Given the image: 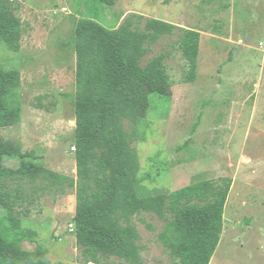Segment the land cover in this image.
<instances>
[{
	"label": "rangeland",
	"instance_id": "1",
	"mask_svg": "<svg viewBox=\"0 0 264 264\" xmlns=\"http://www.w3.org/2000/svg\"><path fill=\"white\" fill-rule=\"evenodd\" d=\"M17 1L21 46L14 52L0 42V69L21 75V121L0 128V135L34 155L27 160L75 181L79 21L116 29L135 13L200 31L193 83H183L188 66L177 36L161 38L145 58L169 51L174 84L140 75L138 192L145 196L231 178L223 232L210 264H264V0H117L112 6L95 0ZM20 162L4 159L14 168ZM22 186L26 201L18 211L26 214L16 225L0 207V231L20 238L26 250L46 249L52 264H85L75 235L76 183L63 189L41 180ZM133 222L146 264H172L160 238L164 221L142 213Z\"/></svg>",
	"mask_w": 264,
	"mask_h": 264
},
{
	"label": "trees",
	"instance_id": "2",
	"mask_svg": "<svg viewBox=\"0 0 264 264\" xmlns=\"http://www.w3.org/2000/svg\"><path fill=\"white\" fill-rule=\"evenodd\" d=\"M112 6L117 0H95ZM17 0H0V42L11 51L21 46L22 20ZM76 44L77 180L33 163L34 155L0 135V207L18 225V207L26 201L22 183L44 181L46 186H74L77 205L75 235L80 259L89 264H146L145 247L133 218L142 213L164 221L160 234L172 264H210L223 232L224 212L232 179H204L175 191L140 196L134 147L140 103V75L164 85L174 82L168 72L169 51L145 62L150 46L163 37L177 36L178 49L188 69L183 83L197 79L201 33L173 23L131 14L116 29L81 20ZM18 70L0 69V128L21 121ZM163 100L170 97L160 94ZM6 157H19L16 168ZM20 238L0 231V264H52L46 249L26 250Z\"/></svg>",
	"mask_w": 264,
	"mask_h": 264
}]
</instances>
